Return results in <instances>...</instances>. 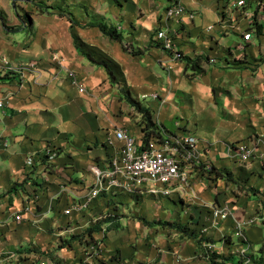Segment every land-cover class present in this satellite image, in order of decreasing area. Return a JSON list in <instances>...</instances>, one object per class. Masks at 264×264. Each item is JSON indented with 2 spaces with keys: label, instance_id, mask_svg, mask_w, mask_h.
Wrapping results in <instances>:
<instances>
[{
  "label": "crops",
  "instance_id": "obj_1",
  "mask_svg": "<svg viewBox=\"0 0 264 264\" xmlns=\"http://www.w3.org/2000/svg\"><path fill=\"white\" fill-rule=\"evenodd\" d=\"M169 1L41 0L49 8L35 11L38 24L24 40L14 37L25 26L21 15L0 11V76H8L0 80V143L6 144L0 147V264H26L19 256L27 264H210L206 253L214 252L230 258L227 264H244L243 248L248 264H264V0H244L239 8L238 0H176L193 17L175 19L166 18ZM96 17L112 24L120 40L86 26ZM159 30L171 36L181 60L161 48ZM88 55L106 62L113 78ZM126 91L150 109L161 138H198L199 164L188 168L190 184L169 197L107 193L89 212L68 218L64 209L88 194L93 169L108 166L122 146L115 130L146 145L144 115ZM240 146L256 156L242 162ZM50 151L57 158L49 160ZM148 195L160 215L159 200L168 198L174 213L165 222L189 226L213 240L215 250L207 252L208 243L177 230L153 227L151 251H133L126 245L130 235L120 238L108 227L100 252L90 251L91 241L104 230L57 252L69 235L107 215L122 221L115 203ZM225 207L230 216L214 226V211Z\"/></svg>",
  "mask_w": 264,
  "mask_h": 264
},
{
  "label": "built area",
  "instance_id": "obj_2",
  "mask_svg": "<svg viewBox=\"0 0 264 264\" xmlns=\"http://www.w3.org/2000/svg\"><path fill=\"white\" fill-rule=\"evenodd\" d=\"M246 5L244 0L234 2L235 7H243ZM166 18H181L184 15L193 17V14L185 12V8L176 0L169 1L165 9ZM209 29H212L211 27ZM156 40L160 43L161 48L168 53H172L176 60H181L183 55L176 51L173 40L164 30H159L155 35ZM252 33L247 32L244 36L245 41H250ZM4 65L12 67L8 60H4ZM13 68V67H12ZM32 70L35 65H31ZM74 78V74H70ZM74 80V83H76ZM80 93H84L85 89L80 87ZM153 97L158 99L159 96L154 94ZM0 107L3 103L0 102ZM115 139L122 143L117 155L111 160L108 166L104 168H94V183L90 186L86 196L75 200L70 206L64 209V215L68 218H76L89 212L92 206L104 195L111 192L120 194L137 196L139 194L148 193L153 196L169 197L175 187H186L190 184V175L188 168L196 166L199 163L198 138L194 136H180L173 140L165 138H153L146 145L138 143L137 139L125 129L115 130ZM6 147V144L0 143V147ZM240 158L242 162H249L256 156L254 149H248L240 146ZM49 160L57 158L56 152H49ZM33 158H28L26 164L32 166ZM208 171H212L210 168ZM67 191V190H65ZM74 194V193H73ZM38 199V197H37ZM30 210L27 208L19 215L15 216V222L21 223L24 215H28ZM214 226L220 220H226L230 216L228 207L218 208L214 211ZM99 222H96L97 224ZM0 223V229L4 227ZM243 225H238L237 234L243 236ZM94 238V236H93ZM103 238V236H102ZM98 238V239H102ZM97 239V238H96ZM94 240V239H93ZM93 242V241H92ZM93 244V243H92ZM100 244H104L100 242ZM207 252H213L215 245L209 243L205 245ZM102 247V246H101ZM101 247L94 244L90 247L91 252H100ZM247 248L240 250L244 264L250 263L247 255ZM28 262L26 257H20ZM41 264H47L39 260Z\"/></svg>",
  "mask_w": 264,
  "mask_h": 264
},
{
  "label": "rangeland",
  "instance_id": "obj_3",
  "mask_svg": "<svg viewBox=\"0 0 264 264\" xmlns=\"http://www.w3.org/2000/svg\"><path fill=\"white\" fill-rule=\"evenodd\" d=\"M101 4V0H98ZM167 4V2H165ZM47 9L46 5L41 2V0H34V1H28V0H0V11L4 10L7 12H11L12 14H15L16 12L19 13L21 15V19L22 21H25V26L24 29L20 32H16V34H14L15 36H20L22 38V40H24L27 36L30 35V28L32 25L34 24H38L35 20H34V14L35 11L41 12L42 10ZM1 16L5 17V15L3 14V11H1ZM13 20H15L14 17H12ZM41 21H45L44 19H40ZM12 23V22H9ZM32 23V24H30ZM13 28V27H12ZM156 34V33H155ZM149 196V195H148ZM135 199V197L133 198ZM160 201V204H164V208L161 211L162 215L157 214V207L154 204V202H157V200H154L153 197H145L144 199H135L134 201H130V200H124L121 201L119 205H117L115 203V210L118 211H122L123 212V220H120V217H118L117 215V221H119V223L124 224L123 225V229L121 231L118 232V237L122 238V237H126V235H130L131 241L129 243H127L126 245H130L129 247L133 250V251H138V249H145V252H150L151 251V247L155 246L154 243H151V239L154 235V232L156 229L154 228H161L163 229L162 226H158L156 225L154 228L152 226H146L144 225L140 219L141 218H145L147 221L153 222V221H161V222H165L168 221L166 217V215L170 214V213H174V205L172 202H170V200L168 198H162ZM158 203V202H157ZM170 209V210H169ZM118 214V213H115ZM111 216L107 215L105 217L102 218L101 223L104 224L103 229L101 228V230L99 231V233L103 231V234H98L100 237L99 238H103L102 239H96L94 238L93 240V244L95 246H98V248H100L102 246V244H100V242H105L108 239V235L106 234L108 232V227H112L113 223H104L105 221H107V219H109ZM125 221V222H124ZM124 222V223H122ZM130 223V225H128ZM140 223L141 229L139 230V228H134V225ZM100 224V223H98ZM98 224L95 225H91L92 227H88L84 230H78L76 231L75 235H69L67 240H63L61 242L60 248L59 250H57V252L62 251L64 249H67L69 246H71V243L73 241L74 237H79L82 236V238H84L85 234L88 233V230L91 228L96 227ZM109 224V225H108ZM130 226V227H129ZM144 227H146V229H144ZM106 228V229H105ZM154 229V231H150ZM110 232V231H109ZM117 232V231H116ZM152 234V235H151ZM167 238V236H166ZM127 239V238H126ZM189 240V239H188ZM184 241H186V238L184 236H180V238L177 239V242L180 243H184ZM158 245V243H157ZM184 245V244H183ZM159 247L155 250H158ZM159 255V257L161 256V252H157ZM131 254V253H130ZM121 255L120 251H115V259H118ZM132 255V254H131ZM52 257V256H51ZM53 260V258H52ZM55 260V259H54ZM159 260H151L149 262H147V264H158Z\"/></svg>",
  "mask_w": 264,
  "mask_h": 264
},
{
  "label": "trees",
  "instance_id": "obj_4",
  "mask_svg": "<svg viewBox=\"0 0 264 264\" xmlns=\"http://www.w3.org/2000/svg\"><path fill=\"white\" fill-rule=\"evenodd\" d=\"M46 8H49L48 6H46ZM72 21H74V19L72 18ZM87 27H96L98 28L105 36L109 37L111 40L113 41H117L120 40V35L117 32L116 28L112 25V24H108L107 22H105L101 17L98 18L96 17L92 22H90L89 24H86ZM88 58L90 59L91 62H93L96 65H100V66H104L108 69V71L111 74V77L113 78L112 72L109 70V66L106 62L103 61H96L94 59L93 56L88 55ZM188 64H191V62H188ZM8 76H0V80L2 79H7ZM125 93V98L126 100L133 106L135 107L136 110H138L140 113H142L144 115V123H145V138H144V142L145 144L148 143V141L152 138V137H159L161 138V136L159 135V133L157 132V125L153 122V117L151 114V111L149 108L143 107L141 105V103L139 101L134 100L128 93L127 91L124 92ZM116 217L111 216L109 219H107V221H105L104 223H113L112 227H109V231H121L123 229V225L121 223H119V221L116 220ZM140 221L146 225V226H152L155 227L156 225L158 226H162L163 229H174L179 231L180 233H183L184 236L188 239H195V241L198 244H203L204 242L206 243H211L213 244V240H211L210 238H202V237H198L195 234V231L190 230L191 228L187 225H182L179 223H175V222H161V221H147L145 218H141ZM104 224L100 222V224H98L96 227L91 228L88 230V233H86L84 236L86 237V235H93L95 233H98L101 228L103 229ZM85 237L82 238V236L79 237H74L72 243H81L83 244V241L85 240ZM206 258L208 259L210 264H227V262L230 260V258H225L222 257L221 255L217 254L216 252H214L212 255H208L206 253Z\"/></svg>",
  "mask_w": 264,
  "mask_h": 264
}]
</instances>
